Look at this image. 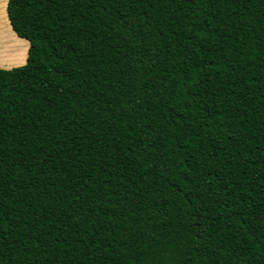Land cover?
<instances>
[{
	"label": "trees",
	"instance_id": "obj_1",
	"mask_svg": "<svg viewBox=\"0 0 264 264\" xmlns=\"http://www.w3.org/2000/svg\"><path fill=\"white\" fill-rule=\"evenodd\" d=\"M4 6L0 264H264V0Z\"/></svg>",
	"mask_w": 264,
	"mask_h": 264
},
{
	"label": "rangeland",
	"instance_id": "obj_2",
	"mask_svg": "<svg viewBox=\"0 0 264 264\" xmlns=\"http://www.w3.org/2000/svg\"><path fill=\"white\" fill-rule=\"evenodd\" d=\"M7 19L6 6H4L0 8V60L2 61L11 58L10 54H14L13 56H15L21 51L20 49L27 48L26 44L23 46L18 44L19 40H16L11 27L8 26L9 21ZM10 50H12V53Z\"/></svg>",
	"mask_w": 264,
	"mask_h": 264
},
{
	"label": "crops",
	"instance_id": "obj_3",
	"mask_svg": "<svg viewBox=\"0 0 264 264\" xmlns=\"http://www.w3.org/2000/svg\"><path fill=\"white\" fill-rule=\"evenodd\" d=\"M11 29H12V28H11ZM12 31H13V30H12ZM13 33L16 34L14 31H13ZM16 35H17V34H16ZM17 37H19V36L17 35ZM19 38H21V37H19ZM26 43H27V46H28V41H27V40H26ZM10 52L12 53V50H10ZM11 55H12V54H11ZM13 55H14V54H13ZM13 55H12V56H13ZM26 57H27V54H26ZM25 61H26V58H25L24 62L21 63V64H17V65L11 66V67H0V68H6V69H8V68H12V67H15V66H19V65L24 64Z\"/></svg>",
	"mask_w": 264,
	"mask_h": 264
}]
</instances>
